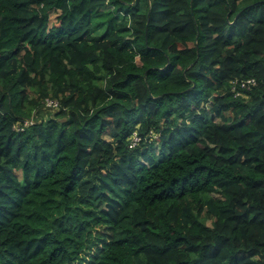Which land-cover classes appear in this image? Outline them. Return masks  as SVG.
Instances as JSON below:
<instances>
[{
    "label": "trees",
    "instance_id": "obj_1",
    "mask_svg": "<svg viewBox=\"0 0 264 264\" xmlns=\"http://www.w3.org/2000/svg\"><path fill=\"white\" fill-rule=\"evenodd\" d=\"M0 264H264V0H0Z\"/></svg>",
    "mask_w": 264,
    "mask_h": 264
},
{
    "label": "built area",
    "instance_id": "obj_2",
    "mask_svg": "<svg viewBox=\"0 0 264 264\" xmlns=\"http://www.w3.org/2000/svg\"><path fill=\"white\" fill-rule=\"evenodd\" d=\"M257 84V81L256 79L254 78H250V79H245V80H241V81H238V80H235L232 82V90L237 94V95H240L242 94L243 90H246V89H251L253 86H255ZM46 103L48 106L50 105H54V106H57L58 105V101L57 100H53L51 98H48L46 100ZM20 125H18L19 128H22V126H28V125H31L33 124V121L32 119L30 120H25V121H20ZM133 142H132V146L136 144V142L139 139V136L135 133L134 136H133Z\"/></svg>",
    "mask_w": 264,
    "mask_h": 264
},
{
    "label": "rangeland",
    "instance_id": "obj_3",
    "mask_svg": "<svg viewBox=\"0 0 264 264\" xmlns=\"http://www.w3.org/2000/svg\"><path fill=\"white\" fill-rule=\"evenodd\" d=\"M51 14H52V18L54 19V18H55V14H54V12H52ZM103 31H104V28L101 30V33H102ZM51 111H52V110H50L49 108L45 109V110H44V115L49 116V115L53 114L54 112H51ZM34 113H36V112H34ZM32 121H33V123L35 122L34 119H32ZM20 123H21L20 121L16 123L17 128H19L18 125H20ZM31 125H32V124H31ZM133 138H134V137H133ZM19 175L21 176V172H20V171H19Z\"/></svg>",
    "mask_w": 264,
    "mask_h": 264
}]
</instances>
